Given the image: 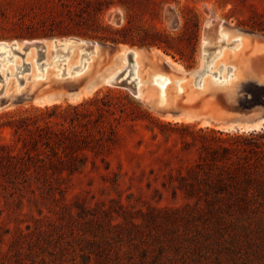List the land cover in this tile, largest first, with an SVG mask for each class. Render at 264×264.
<instances>
[{
  "label": "rangeland",
  "instance_id": "rangeland-1",
  "mask_svg": "<svg viewBox=\"0 0 264 264\" xmlns=\"http://www.w3.org/2000/svg\"><path fill=\"white\" fill-rule=\"evenodd\" d=\"M5 1L0 0L7 12V18L0 14V41L69 36L98 41L107 53L108 66L120 63L121 58L117 50H108L107 45L148 48L158 52L156 56L164 67L155 59L151 61L159 65L160 72L173 77L200 65L209 19H220L232 28L264 36V0H140L139 4L129 0V8L120 0H111V7L100 19L129 39L134 38L133 43L102 40L92 29L74 26L73 22L69 23L72 27L67 34L29 36L26 34L30 31L41 32L45 28L38 18L45 11L47 0H7L11 1L9 5ZM252 22L260 27L251 30ZM157 30L170 48L165 44L138 42L146 33ZM239 36L230 34L214 52L224 49L231 56L227 68L220 66L225 75L233 70L231 60L241 43ZM4 49H0V69L5 68V74L6 67L14 65L13 60L17 59L24 70L14 75L17 80H28L31 84L33 64L36 73L43 75L47 68L56 66L55 74L59 77H42L33 90L2 97L5 104L0 108V256L10 255L11 264H18L15 249L11 248L17 239L19 256H25L33 248L36 264H82L81 238H92L95 234L108 239L113 251L122 258L132 256L140 262L145 254L149 264H264V211L242 212L233 205L235 196L230 197L227 192L234 188L228 178L223 181L226 184L220 195L223 197L211 211L208 200L216 192L205 184L215 183L216 172L206 180L210 170L203 162L199 164L207 149L220 146L219 137L228 134L249 137L253 131L264 130L263 125L249 128L257 117L253 114L258 110L261 111L258 116L264 113L263 106L240 107L250 87L264 86L247 78L240 80L234 92H216L213 98L221 108L233 104L246 113L228 118L215 114L217 119L206 122L205 116L188 118L179 108L155 110L144 96L133 95L130 89L133 85H111L100 77L76 78L94 55L83 56L84 51L78 46L54 48L48 59L33 60L34 63L28 60L22 63L24 51L11 47L4 53ZM94 59L96 62L98 57ZM208 71L212 72L205 64L197 82ZM212 74L218 75L216 69ZM159 83L160 80L149 85L158 89ZM185 83L178 85L174 80L175 93ZM190 86L194 88L193 84ZM81 103L87 108L97 105L101 108L82 123L57 118L54 112L46 111L54 105L68 107ZM185 103L181 99L178 104ZM249 110L253 113H248ZM49 120L55 122L47 126ZM37 126L84 135L93 149L75 153L82 161L78 160L74 171H53L45 158L40 156L35 162L31 157L28 130ZM239 141L243 140L234 138L228 144ZM239 156L240 153L232 155L228 167L246 165L247 159ZM193 171L197 172V181ZM240 180L241 177L234 184L238 186ZM192 184L197 186L194 190ZM35 240L42 249L34 246Z\"/></svg>",
  "mask_w": 264,
  "mask_h": 264
},
{
  "label": "trees",
  "instance_id": "trees-1",
  "mask_svg": "<svg viewBox=\"0 0 264 264\" xmlns=\"http://www.w3.org/2000/svg\"><path fill=\"white\" fill-rule=\"evenodd\" d=\"M6 5H9L11 1H5ZM133 3L139 4L140 0H132ZM4 3V1H3ZM120 3L127 8L130 3L129 0H120ZM111 0H47L45 2V11L42 16L38 18L39 24L43 30L30 31L26 35L34 36L36 34H67L70 33L69 23L73 22L74 26H79L83 29H92L96 32L97 37L105 41L113 42H128L133 43L134 38L129 39L127 35H122L120 30H113L112 26L108 23H104L100 19V15L103 14L107 9L111 7ZM0 14L7 18L6 9L0 5ZM260 26L255 22H252L251 30L259 28ZM119 34V35H118ZM118 35V36H116ZM129 35V34H128ZM23 36H25L23 34ZM143 45H158L170 44L168 41L163 40V34L160 31L152 33H146L138 40ZM264 86V85H262ZM98 98L95 99V101ZM256 106L264 107V87H250L249 92L245 98L241 100L240 107L242 109H251ZM99 105L95 108H87L85 103H81L76 106L62 107L61 105H54L47 107L46 111L54 112L57 118L69 119L72 121H79L80 123L89 120V115L94 111L100 109ZM40 111V109H37ZM73 110V111H72ZM143 112V110H139ZM42 112V111H41ZM72 112H75L72 114ZM73 116V117H72ZM54 123L55 120H49L47 123ZM57 123V122H56ZM31 154L35 160L45 158L47 164L51 166L53 171H61L66 169L68 171H74L78 160L82 161L76 156V152L88 148L93 149L92 146L87 142V137L84 135L77 134H66L65 132H53L49 127L39 128L38 126L34 129L28 130ZM239 141V144L231 145L228 142L232 139ZM221 144L218 148H209L204 156L201 157L202 162L210 170L206 173L208 177L216 172V181L213 184L206 182L205 186L214 189L216 192L215 197L208 200V208L212 211L215 208L218 200L223 196H220L226 184L223 182L225 178L231 180L230 185L233 184V191L229 190L227 193L231 196H235L233 205L240 209V211L247 212L249 209L253 212L264 211V130L253 131L249 137L244 135L231 136L228 134L227 137H219ZM28 143V142H27ZM26 146V144H24ZM240 153V158L246 160V165H240L231 169L228 167L230 164L231 156ZM41 156V158H40ZM44 156V157H43ZM244 162V161H243ZM46 164V163H45ZM198 164V165H199ZM203 168V167H202ZM194 178L197 181V172L193 171ZM234 176L237 177L234 178ZM239 176V177H238ZM241 177L238 186L236 180ZM203 179V181L205 180ZM205 183V182H204ZM192 190L197 187L192 184ZM189 190V191H192ZM218 191V192H217ZM226 206L229 207L228 203ZM137 229V226H133ZM82 250V264H149L147 255H143L140 262L129 256L127 259L122 258L118 253H115L111 248V242L105 240L99 236L93 235L92 238L83 237ZM38 240V238L36 239ZM34 246H38L42 249L40 242L36 241ZM19 240L15 239L11 248L15 249L16 263L18 264H36L37 256L33 248L26 252L25 256H19V249H16V245L19 244ZM163 252V251H162ZM162 252H160L162 254ZM159 253V256L161 254ZM18 255V256H17ZM158 256V255H157ZM12 257L10 255H1L0 264H11ZM171 264V263H169ZM173 264V263H172Z\"/></svg>",
  "mask_w": 264,
  "mask_h": 264
},
{
  "label": "bare ground",
  "instance_id": "bare-ground-1",
  "mask_svg": "<svg viewBox=\"0 0 264 264\" xmlns=\"http://www.w3.org/2000/svg\"><path fill=\"white\" fill-rule=\"evenodd\" d=\"M233 33L240 34L239 37L241 43L237 51L234 52L233 60H231L233 61V70L230 74L225 75V72L221 69L223 66L227 68L228 65H230L231 56L229 52L224 51V49L219 53L214 52L217 46L225 42L229 38L230 34ZM243 35H246L247 37L244 38L242 37ZM38 41L41 42L42 45H37L35 40L0 41V49L7 48L4 49V53L11 47H15L19 51H24V61L22 63L26 62V60L31 63L33 60L38 62L45 57L48 59L49 54L54 48L64 45L78 46L84 51L83 56L87 53H93L94 55L91 57V61L89 60L87 66H85L81 72L78 73L76 78L86 76L90 79H96L100 77L103 82L111 84V81L115 80V78L122 72V75L119 76L118 80L122 81L126 79L127 82L131 83L137 92V97L144 96L147 100H149L147 103L155 110L164 111L179 108L183 111L182 114L186 115L188 118H199L200 116H205L206 122H210V119H217V114H226V110L221 108L213 98L216 92H234L240 80L247 78L257 80L260 84H264V37L258 34H251L237 28H232L220 19H209L206 24L200 65L195 70H191L190 72L187 71L185 74L173 72L175 73V77L160 72V67L164 66L161 63L160 58L156 56L158 52L152 51L148 48L145 49L121 45L116 48L117 53L121 58V62H114V64L108 66L105 64L108 63L105 62L107 53L105 55L103 45L98 41H89L77 37L57 39L46 38L39 39ZM214 44L217 45L215 46ZM106 48L108 49L109 47L107 46ZM94 56L98 57L96 62H94ZM7 58H10V56ZM151 59H155L160 64V67L156 64V62H152ZM169 60L171 59L168 56L167 61ZM20 61L21 60L15 59L13 60L14 63L12 62L14 65H8V67H6L11 74L7 73L8 71L5 74V68L0 69V73H3L2 77H0V98H8V96L13 97L14 95L24 92L26 89L31 91L40 85L42 77L48 78L52 75H58L59 77V74H55L54 68L56 66L53 68H47L45 74L43 75L36 73V67L33 64V68L31 70L32 77H30L33 78L31 84L28 83V80H22L20 78L17 80L13 78L14 75L24 71L22 68L23 64L20 65ZM205 64H208V68L212 72L216 69L218 75L214 76L212 72L209 73L208 71L202 79L197 82L195 80V75L200 69H203ZM70 66L71 63H69V68ZM73 67L76 70L75 65ZM30 69L31 68H28L27 70ZM241 76L243 78H239ZM158 80L161 81V83H159L160 89H157L154 85H149V82H156ZM174 80H176L178 85L182 81H186L185 84L180 86V92L176 90L178 93H175ZM190 84H193V87L196 89L192 88ZM208 95L210 97H208ZM181 99H184L186 103L179 105L178 103ZM199 100L202 101L201 104L194 105V103ZM175 103L177 105L172 106ZM261 120L262 121H254L255 123H252L249 128L257 129L262 125L264 127V119Z\"/></svg>",
  "mask_w": 264,
  "mask_h": 264
},
{
  "label": "water",
  "instance_id": "water-1",
  "mask_svg": "<svg viewBox=\"0 0 264 264\" xmlns=\"http://www.w3.org/2000/svg\"><path fill=\"white\" fill-rule=\"evenodd\" d=\"M244 31H246V30H244ZM246 32H248V33H251V34H257V33H254V32H250V31H246ZM262 37H264L263 35H261ZM69 37H72V36H69ZM51 39H57V38H59V37H50ZM63 38V37H62ZM44 39V38H43ZM14 40H16V39H14ZM26 40V39H25ZM32 40H35L36 42V44L37 45H42V43L41 42H39L38 40L39 39H32ZM86 40V39H85ZM109 48V50H116V48H114V47H112V46H109V45H107ZM198 67V66H197ZM197 67H195V68H192V69H190L189 70V72L191 71V70H195ZM203 71V69H200L198 72H197V74L195 75V80L197 81V79H199V76L201 75V72ZM120 75H122V72L115 78V80H113V81H111V85H120V86H125V87H130V85H131V83H129V82H127V80L126 79H124V80H122V81H119L118 79H119V76ZM116 80H118V81H116ZM200 81V80H199ZM198 81V82H199ZM255 82L256 83H258L259 85H264V84H260L257 80H255ZM130 89H131V91H132V93H133V95L134 96H137V92H136V90L134 89V87L132 88V87H130ZM5 103H4V101H3V98H0V108L4 105ZM225 110H226V114L224 115V118H228V117H231V115L232 114H244V113H246L245 111H243V110H241V109H239V107H237L236 105H233V104H230V105H228L227 106V108H225ZM253 110V109H252ZM252 110H249V112L248 113H253V111ZM259 112H255L254 114H253V117L254 116H257V117H254L255 119L253 120V121H256V120H261V119H264V113H262L261 115H259L258 116V114H260V110H258ZM230 119V118H229Z\"/></svg>",
  "mask_w": 264,
  "mask_h": 264
},
{
  "label": "crops",
  "instance_id": "crops-1",
  "mask_svg": "<svg viewBox=\"0 0 264 264\" xmlns=\"http://www.w3.org/2000/svg\"><path fill=\"white\" fill-rule=\"evenodd\" d=\"M234 129L236 130V127Z\"/></svg>",
  "mask_w": 264,
  "mask_h": 264
}]
</instances>
